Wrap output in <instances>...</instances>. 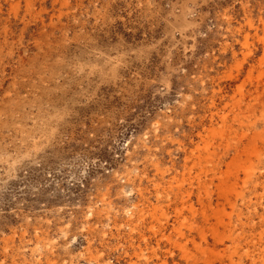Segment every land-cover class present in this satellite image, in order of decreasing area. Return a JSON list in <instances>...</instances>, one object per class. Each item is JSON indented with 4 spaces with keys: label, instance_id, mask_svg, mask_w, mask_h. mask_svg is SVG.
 I'll return each instance as SVG.
<instances>
[{
    "label": "rangeland",
    "instance_id": "374dc122",
    "mask_svg": "<svg viewBox=\"0 0 264 264\" xmlns=\"http://www.w3.org/2000/svg\"><path fill=\"white\" fill-rule=\"evenodd\" d=\"M0 264H264V0H0Z\"/></svg>",
    "mask_w": 264,
    "mask_h": 264
},
{
    "label": "bare ground",
    "instance_id": "6f19581e",
    "mask_svg": "<svg viewBox=\"0 0 264 264\" xmlns=\"http://www.w3.org/2000/svg\"><path fill=\"white\" fill-rule=\"evenodd\" d=\"M214 128V127H213ZM213 132V131H212ZM255 141V140H254ZM254 143V142H253ZM207 147V146H206ZM193 150V149H192ZM199 151V150H198ZM199 154V153H198ZM194 155V154H193ZM250 155H251V153H250ZM207 157V156H206ZM209 157V156H208ZM188 159V158H187ZM236 160V159H235ZM252 160V159H251ZM196 163V162H195ZM202 164V163H201ZM214 164V163H213ZM198 165V164H197ZM203 169V168H202ZM204 170V169H203ZM246 170V169H245ZM244 172V171H243ZM245 173V172H244ZM252 173V172H251ZM227 178V177H226ZM235 180V179H234ZM219 181V180H218ZM224 181V180H223ZM226 181V180H225ZM223 184V183H222ZM250 184V183H249ZM209 185V184H208ZM247 185V184H246ZM192 186V185H191ZM229 186V185H228ZM256 187H257V183H256V185H255V187H254V189H256ZM231 191V190H230ZM224 192H225V190H224ZM238 193V192H237ZM228 194H229V191H228ZM240 195V194H239ZM231 198V197H230ZM212 201V200H211ZM231 202H233V201H231ZM236 205H237V201H234V205H233V207H236ZM223 207V206H222ZM217 210V209H216ZM242 214H240L239 216H241ZM219 216V215H218ZM251 219V218H250ZM223 223V222H222ZM232 222L230 221L229 223H227V224H231ZM225 226V225H224ZM236 229V228H235ZM252 229H254L253 227H252ZM236 231H237V233H236ZM231 230V236L233 237V239L235 240V241H238V239L239 240H241V241H244L245 243H251L252 242V240L251 241H249L250 239L249 238H247L246 237V232H241V231H239L238 232V230ZM219 234V233H218ZM245 237V238H244ZM259 238V237H258ZM195 242V241H194ZM231 252V251H230ZM235 253H236V251H235ZM220 255V254H219ZM185 256V255H184ZM204 259V258H203Z\"/></svg>",
    "mask_w": 264,
    "mask_h": 264
}]
</instances>
